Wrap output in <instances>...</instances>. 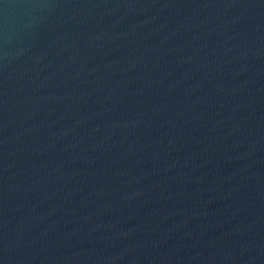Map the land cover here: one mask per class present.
Returning <instances> with one entry per match:
<instances>
[{"label":"water","instance_id":"water-1","mask_svg":"<svg viewBox=\"0 0 264 264\" xmlns=\"http://www.w3.org/2000/svg\"><path fill=\"white\" fill-rule=\"evenodd\" d=\"M0 264H264V0H0Z\"/></svg>","mask_w":264,"mask_h":264}]
</instances>
